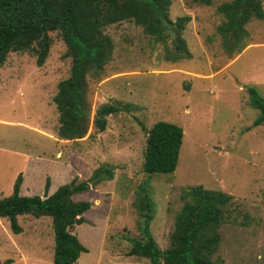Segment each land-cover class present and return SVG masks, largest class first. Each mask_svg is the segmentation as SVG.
Wrapping results in <instances>:
<instances>
[{
    "label": "rangeland",
    "instance_id": "rangeland-1",
    "mask_svg": "<svg viewBox=\"0 0 264 264\" xmlns=\"http://www.w3.org/2000/svg\"><path fill=\"white\" fill-rule=\"evenodd\" d=\"M229 1L204 6L171 0L169 18L190 19L182 37L192 58L175 63L164 59L173 36L158 42L133 21L106 27L114 50L103 73L88 79L92 115L79 140L57 135L52 99L70 73L59 32L49 33L42 66L28 51L9 53L0 67V198L11 195L19 174L21 194L30 196H45L47 178L55 189L72 180L85 182L87 191L73 200L91 207L73 233L88 253L76 264H151L127 256L131 244L125 239L141 238L144 217L137 198L143 184L153 203L149 230L162 251L184 204L182 193L201 186L233 198L213 259L264 264V124L253 126L259 112L247 93L254 87L264 98V19L247 24L246 48L228 56L217 32L224 20L217 7ZM106 103L127 105L128 111L108 116L106 129L99 132L93 117ZM159 121L182 128V145L173 173L147 175L142 169L147 131ZM99 168L111 170L113 179L97 177ZM18 223L22 232L14 235L0 218V262L53 264L51 219L25 215Z\"/></svg>",
    "mask_w": 264,
    "mask_h": 264
},
{
    "label": "trees",
    "instance_id": "trees-1",
    "mask_svg": "<svg viewBox=\"0 0 264 264\" xmlns=\"http://www.w3.org/2000/svg\"><path fill=\"white\" fill-rule=\"evenodd\" d=\"M210 6L212 0H192ZM264 0H231L217 7L224 20L217 27L221 44L228 56L246 48L249 38L247 24L264 19ZM171 0H0V67L9 53L33 51L36 65L42 66L49 55V33L59 32L65 44V57L70 60L69 76L57 84L52 101L58 113L57 135L63 140H79L88 132L92 115L88 100L89 78H97L112 58L114 44L105 28L124 21H133L158 42L173 36L172 48H165L164 59L172 63L191 59L182 37L189 17L176 21L169 18ZM250 106L259 112L253 126L264 124V98L254 87H248ZM127 105L106 103L99 106L93 117V127L106 129L107 117ZM183 132L178 125L159 121L147 131L143 172L147 175L171 174L175 171L182 145ZM105 174L106 176H102ZM95 175L112 180L109 169L99 168ZM19 174L11 195L0 198V218L9 222L11 232L18 235L22 228L18 217L30 215L36 219L49 217L54 235L53 264H76L88 250L73 233L85 223L88 201L75 202V194L87 191L85 182L72 180L47 196L50 181L44 186L45 196H22ZM147 184L140 187L138 208L144 217L141 238L125 237L131 244L127 256L147 259L151 264H223L213 256L220 243L219 228L224 222L225 208L232 197L219 190L201 186L182 193L184 204L175 218L169 246L162 251L153 239L149 224L153 217L152 200ZM11 261L0 262L9 264Z\"/></svg>",
    "mask_w": 264,
    "mask_h": 264
},
{
    "label": "crops",
    "instance_id": "crops-1",
    "mask_svg": "<svg viewBox=\"0 0 264 264\" xmlns=\"http://www.w3.org/2000/svg\"><path fill=\"white\" fill-rule=\"evenodd\" d=\"M22 158V157H21ZM28 158H26V159H24L23 161H26V164H30L31 162H29V160H27ZM32 165H34L33 163H32ZM22 175V174H21ZM22 180H23V177H22ZM56 191V189L55 188H53V184H51V185H49V188H48V191H47V196H50L51 194H53L54 192ZM21 192H22V187H20V195H22L21 194ZM45 192V191H44ZM24 195H29V194H23L22 196H24ZM30 196V195H29ZM32 196V195H31ZM34 196H36V195H34Z\"/></svg>",
    "mask_w": 264,
    "mask_h": 264
}]
</instances>
